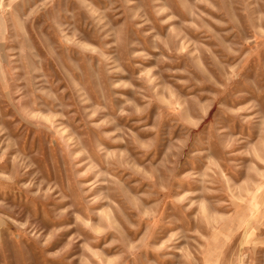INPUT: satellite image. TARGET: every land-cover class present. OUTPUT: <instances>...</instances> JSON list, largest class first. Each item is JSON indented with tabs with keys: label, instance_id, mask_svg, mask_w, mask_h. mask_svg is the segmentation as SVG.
Here are the masks:
<instances>
[{
	"label": "rangeland",
	"instance_id": "1",
	"mask_svg": "<svg viewBox=\"0 0 264 264\" xmlns=\"http://www.w3.org/2000/svg\"><path fill=\"white\" fill-rule=\"evenodd\" d=\"M0 264H264V0H0Z\"/></svg>",
	"mask_w": 264,
	"mask_h": 264
}]
</instances>
